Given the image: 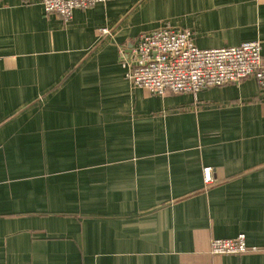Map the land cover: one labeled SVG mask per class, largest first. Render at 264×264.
<instances>
[{"label": "crops", "instance_id": "1", "mask_svg": "<svg viewBox=\"0 0 264 264\" xmlns=\"http://www.w3.org/2000/svg\"><path fill=\"white\" fill-rule=\"evenodd\" d=\"M165 26L264 52V0H0V264H264V90L132 86L118 48Z\"/></svg>", "mask_w": 264, "mask_h": 264}, {"label": "built area", "instance_id": "2", "mask_svg": "<svg viewBox=\"0 0 264 264\" xmlns=\"http://www.w3.org/2000/svg\"><path fill=\"white\" fill-rule=\"evenodd\" d=\"M109 0H41L46 14H55L68 22L77 9L85 10ZM107 32L106 28L101 33ZM118 53L126 76L134 87H143L153 96L174 93H198L212 87L238 84L255 79L264 90V52L259 40L236 46L199 48L191 30L170 26L141 32ZM212 167H204L207 185L214 182ZM211 256L247 253L245 234L235 238H213ZM254 249V248H253Z\"/></svg>", "mask_w": 264, "mask_h": 264}]
</instances>
